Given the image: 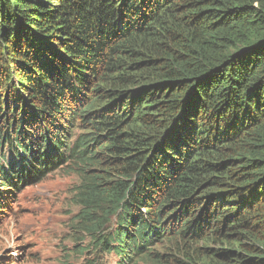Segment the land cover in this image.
Listing matches in <instances>:
<instances>
[{
	"label": "trees",
	"instance_id": "16d2710c",
	"mask_svg": "<svg viewBox=\"0 0 264 264\" xmlns=\"http://www.w3.org/2000/svg\"><path fill=\"white\" fill-rule=\"evenodd\" d=\"M61 167L67 263L264 264V0H0V184Z\"/></svg>",
	"mask_w": 264,
	"mask_h": 264
},
{
	"label": "rangeland",
	"instance_id": "374dc122",
	"mask_svg": "<svg viewBox=\"0 0 264 264\" xmlns=\"http://www.w3.org/2000/svg\"><path fill=\"white\" fill-rule=\"evenodd\" d=\"M60 132L65 137L69 136L64 130ZM75 132L77 134L79 129ZM76 136L74 141L79 134ZM71 171V167L68 170L61 167L41 181L20 183L21 208L16 215L11 216L8 207H0V264L66 262L65 247L74 249L76 244V237H72L73 242L70 237L72 230L67 219L71 214L67 213L78 211V207L70 209L77 193L74 192V185L79 178V174H72ZM2 188L4 187L0 185V189ZM1 206L5 207V204L2 202ZM200 244L212 245V242L206 244L204 241ZM155 251L162 254H182V248L167 237L163 244L156 246ZM103 257L100 264H117L118 258L115 254ZM85 260L73 258L70 263H66L84 264ZM86 264H90L88 260ZM137 264H148V261L142 259Z\"/></svg>",
	"mask_w": 264,
	"mask_h": 264
},
{
	"label": "clouds",
	"instance_id": "9594fccd",
	"mask_svg": "<svg viewBox=\"0 0 264 264\" xmlns=\"http://www.w3.org/2000/svg\"><path fill=\"white\" fill-rule=\"evenodd\" d=\"M61 148L62 147L60 146L58 147L57 151L55 148H52V150L55 152L56 155L59 156L61 152ZM9 184L10 186L8 187H5L4 185H2L4 188L0 189V207L1 208L8 207L9 214L13 216V215H16L21 208V201H20L21 200V196H20L21 190L19 189L20 184H16L14 182L13 183L10 182ZM2 202L5 204V207L1 206ZM14 209H16L17 211L14 212Z\"/></svg>",
	"mask_w": 264,
	"mask_h": 264
},
{
	"label": "bare ground",
	"instance_id": "6f19581e",
	"mask_svg": "<svg viewBox=\"0 0 264 264\" xmlns=\"http://www.w3.org/2000/svg\"><path fill=\"white\" fill-rule=\"evenodd\" d=\"M74 143V142H73ZM76 160H71V162H69V163H72V162H75ZM72 174H74V173H72ZM74 198V197H73ZM72 203V206H71V208L70 209H73L74 207H78V206H76V205H74V203H73V201L71 202ZM79 207H78V211L77 212H75V211H71L70 213L68 212L67 214L68 215H70L69 217H68V219H67V223L69 224V225H71V230H72V233H71V235H70V237H71V240H72V237H74L73 236V232H74V225L75 224H77V219H78V216H79ZM72 242H73V240H72ZM153 251H154V249H153ZM87 263V260H85V262H84V264H86Z\"/></svg>",
	"mask_w": 264,
	"mask_h": 264
}]
</instances>
